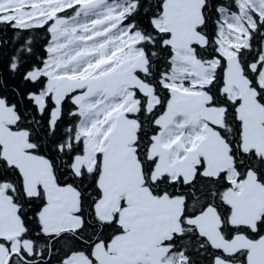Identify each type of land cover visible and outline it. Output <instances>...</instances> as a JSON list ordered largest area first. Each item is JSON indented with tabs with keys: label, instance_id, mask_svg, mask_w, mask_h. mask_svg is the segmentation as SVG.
Instances as JSON below:
<instances>
[{
	"label": "snow or ice",
	"instance_id": "snow-or-ice-1",
	"mask_svg": "<svg viewBox=\"0 0 264 264\" xmlns=\"http://www.w3.org/2000/svg\"><path fill=\"white\" fill-rule=\"evenodd\" d=\"M0 264H264V0H0Z\"/></svg>",
	"mask_w": 264,
	"mask_h": 264
}]
</instances>
